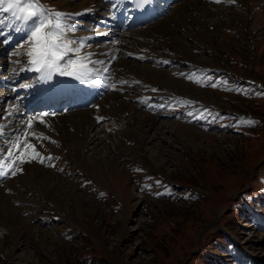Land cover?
<instances>
[{"label": "rangeland", "instance_id": "374dc122", "mask_svg": "<svg viewBox=\"0 0 264 264\" xmlns=\"http://www.w3.org/2000/svg\"><path fill=\"white\" fill-rule=\"evenodd\" d=\"M110 1L41 0L80 13L69 35L103 61L96 85H110L83 111L98 140L86 142L81 110L67 118L54 104L34 130L58 159L0 176V264H264V87L248 82L264 86V0H178L100 45L91 36ZM0 19V98L8 82L36 95L27 35ZM6 109L0 155L22 133Z\"/></svg>", "mask_w": 264, "mask_h": 264}, {"label": "snow or ice", "instance_id": "6c2138e0", "mask_svg": "<svg viewBox=\"0 0 264 264\" xmlns=\"http://www.w3.org/2000/svg\"><path fill=\"white\" fill-rule=\"evenodd\" d=\"M150 2L151 0H144V3ZM214 2L234 4L235 0H214ZM0 13H10L16 25L15 30L26 33L27 39L19 47L26 46L24 55L27 57V70L39 73L40 79L51 80L53 74H59L87 82L95 72L93 66L103 63L92 60L91 53H82L85 47L83 38L78 40L69 35L76 31L69 23L70 17L80 13L69 14L50 10L41 3V0H0ZM4 24L5 20L0 19V25ZM3 43H8V40H4ZM14 54L20 55V52ZM121 83L126 82L121 81ZM210 86L217 85L212 83ZM45 115L47 114L29 117L22 133L15 140L8 141L6 149L0 155V176H15L23 171L21 166L25 163L38 161L44 164L46 160L58 159L51 154L45 156L39 150L44 148L46 140L55 143L43 132L34 130L36 122L46 125ZM3 133L4 129L0 127V136Z\"/></svg>", "mask_w": 264, "mask_h": 264}, {"label": "bare ground", "instance_id": "6f19581e", "mask_svg": "<svg viewBox=\"0 0 264 264\" xmlns=\"http://www.w3.org/2000/svg\"><path fill=\"white\" fill-rule=\"evenodd\" d=\"M112 1L114 4V7H112L113 9L109 7L111 11L108 12L110 13H106L105 15L101 16V19L102 18L103 19L102 20L99 19L98 25L97 22H95V20L92 19V21L96 23L97 27L95 33L91 37L95 38L98 44L104 43L105 39H109L112 36L111 34H114V36L112 37V40H114L116 39L115 35L116 34L118 35V33L121 32L122 30L126 31L127 28L133 26L136 27L137 25L142 24L146 20L151 19V17L154 16L158 17L162 13L166 12L167 8L170 7L172 3L178 0H151L150 3H140L138 0H112ZM156 1L161 3L160 4L157 3L158 5H156ZM95 16L96 18H98L97 15ZM110 16H115V18L117 19V21L115 22V27L116 28L118 27L117 32L111 29V25L109 21L112 20V17ZM117 41H119L118 38ZM96 78L97 76L93 73L90 80H88L87 82H82L73 77L53 74L52 79L48 81V80L40 79V74H39L38 93L36 95L35 94L32 95L31 93L32 89L30 87H23L22 91L19 92L20 91L19 89L21 88L14 87L13 86L14 84L8 82L4 86V91L0 98V104H4V103L7 104L6 114L3 118V123H9L10 131L13 135L20 134L24 128V124H25L24 121H27L29 117L41 116L43 114L57 112V109L56 107H54V104H57L59 106L65 104V102L61 101V99L58 100L55 99L54 95L56 93H61V97H62V95L67 93L68 94L67 97H69L67 99V104H66L68 105V109L66 108L63 111H61L63 112L62 115L65 114L66 111L68 112V110H71V113L65 114L66 116H64L67 118H71L74 113L73 111L81 110L77 112L85 115V120L87 123H89L88 129L93 130L96 126V123H94L93 121L94 116L93 115L90 116L91 112L89 114L88 112H83V111L87 107L91 109L98 100L100 101V97L110 85L109 82L107 84L96 85V83L93 81V80L96 81L97 80ZM92 84H95V86H93ZM103 85H105V87H103ZM97 88L99 90H96ZM76 93H79V95L75 96ZM22 99L31 101L32 104H28V106L27 107L25 106L23 109L19 108V104L21 103ZM42 101H44L43 104H41ZM36 104L38 106L37 112H35V110H32ZM98 118L95 117V122L98 121ZM85 136H86L85 140L87 143L90 142L92 143L101 137L97 129H94L92 134H87ZM0 233H1L0 238L4 237V235L6 234L5 231H0Z\"/></svg>", "mask_w": 264, "mask_h": 264}]
</instances>
